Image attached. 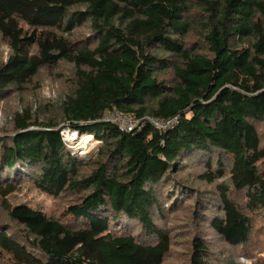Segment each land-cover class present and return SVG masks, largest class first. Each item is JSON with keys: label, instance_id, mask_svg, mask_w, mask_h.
Wrapping results in <instances>:
<instances>
[{"label": "trees", "instance_id": "obj_1", "mask_svg": "<svg viewBox=\"0 0 264 264\" xmlns=\"http://www.w3.org/2000/svg\"><path fill=\"white\" fill-rule=\"evenodd\" d=\"M86 23L92 37L72 41ZM0 35L11 51L0 64V96L43 68L72 66L60 122L101 143L86 161L71 152L57 117L29 107L14 115L13 136L0 141L1 165L11 172H0V206L26 234L0 231V260L163 264L172 243L153 211L166 179L193 157L205 167L198 179L223 181V217L210 219L212 229L230 246L249 242L253 222L230 195L264 212V0H0ZM115 112L135 129L104 120ZM151 120L175 122L160 129ZM26 187L79 201L63 223L41 207L12 204ZM124 223L154 241L115 233ZM191 249L188 264H211L203 237Z\"/></svg>", "mask_w": 264, "mask_h": 264}, {"label": "rangeland", "instance_id": "obj_2", "mask_svg": "<svg viewBox=\"0 0 264 264\" xmlns=\"http://www.w3.org/2000/svg\"><path fill=\"white\" fill-rule=\"evenodd\" d=\"M92 37L89 24L86 23L68 37L72 41H86ZM196 35L188 38L193 43ZM190 43V42H189ZM11 54L8 42L0 35V64L7 61ZM75 77L72 66L61 64L57 69L43 68L39 74L22 90L9 89L7 93L0 96V141L1 138L13 136L14 115L29 107L40 118L57 117L59 129L63 127V138L73 155L88 160L97 157L101 143L93 136L81 135L71 132L65 124L60 122L62 116L59 105L64 97L74 90ZM264 134V125L259 126ZM13 133V134H12ZM89 136V135H88ZM9 141H7L8 143ZM2 146V143H0ZM81 146V149L78 147ZM86 153L87 155L83 154ZM200 157H193L180 166L179 172L166 179V188L162 189L161 196H158L160 206L153 211L154 222L170 238L172 248L163 264H188L190 261L193 239L203 237L208 244L211 264H264V212L254 214L247 209L244 197L239 193H232L231 198L236 201L243 211L253 222L252 235L249 242L241 246H230L225 243L212 229L210 219L221 214L219 211L218 186L223 181L215 184H207L198 177L205 170ZM0 162V172L4 177L11 175L8 169H3ZM18 171H22L18 168ZM14 177V175H12ZM14 205L30 204L34 207H41L48 215L66 223L69 216L66 214L68 207L79 201L76 195H63L60 198H52L38 193L36 190L26 187L10 198ZM223 217V214H221ZM122 227H114L115 233L129 231L138 235L145 242L149 241L143 232L134 231L136 225L124 223ZM0 231H9L25 235V227L18 222L12 221L0 206ZM20 234V235H21ZM154 241V238H150ZM149 241V242H150ZM0 264H13L9 256H4Z\"/></svg>", "mask_w": 264, "mask_h": 264}, {"label": "built area", "instance_id": "obj_3", "mask_svg": "<svg viewBox=\"0 0 264 264\" xmlns=\"http://www.w3.org/2000/svg\"><path fill=\"white\" fill-rule=\"evenodd\" d=\"M105 121H113L117 122L121 130H125L127 132H132L136 127V122L129 116H124L119 114L118 112H115L112 115H108L104 119ZM158 128L164 129L170 125H173L175 121H168L167 123L159 122L155 120H151Z\"/></svg>", "mask_w": 264, "mask_h": 264}, {"label": "bare ground", "instance_id": "obj_4", "mask_svg": "<svg viewBox=\"0 0 264 264\" xmlns=\"http://www.w3.org/2000/svg\"><path fill=\"white\" fill-rule=\"evenodd\" d=\"M78 147L81 149V146H78ZM83 154L87 155L85 152Z\"/></svg>", "mask_w": 264, "mask_h": 264}, {"label": "crops", "instance_id": "obj_5", "mask_svg": "<svg viewBox=\"0 0 264 264\" xmlns=\"http://www.w3.org/2000/svg\"><path fill=\"white\" fill-rule=\"evenodd\" d=\"M87 137H90V136L87 135Z\"/></svg>", "mask_w": 264, "mask_h": 264}]
</instances>
